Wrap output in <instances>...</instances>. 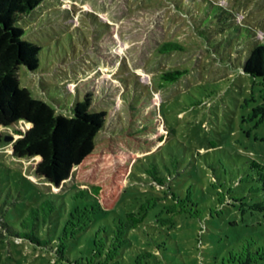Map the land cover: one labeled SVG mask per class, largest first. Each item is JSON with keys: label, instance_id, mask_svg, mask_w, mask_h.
Listing matches in <instances>:
<instances>
[{"label": "rangeland", "instance_id": "374dc122", "mask_svg": "<svg viewBox=\"0 0 264 264\" xmlns=\"http://www.w3.org/2000/svg\"><path fill=\"white\" fill-rule=\"evenodd\" d=\"M19 24L40 47L35 71L19 66L20 85L65 112L89 95V110L106 111L96 141L123 135L140 100L160 113L167 141L155 159L138 161L118 209L134 196L162 194L139 170L149 159L171 174L174 190L199 202L198 217L162 213L170 227L149 215L105 264H244L251 249L264 250V188L250 166L253 159L264 163V80L241 67L264 41V0H46ZM175 69L186 73L162 78ZM27 127H0L13 136L0 144L6 192L17 203L62 192L70 209L75 201L63 190L72 179L56 187L35 174L38 158L12 155L16 131ZM96 229L77 237L68 263L4 236L0 219V264H94Z\"/></svg>", "mask_w": 264, "mask_h": 264}, {"label": "trees", "instance_id": "16d2710c", "mask_svg": "<svg viewBox=\"0 0 264 264\" xmlns=\"http://www.w3.org/2000/svg\"><path fill=\"white\" fill-rule=\"evenodd\" d=\"M45 1L0 0V127L20 121L28 125L16 131L19 137L12 143V155L20 159L38 158L35 174L56 187L72 179L63 191L75 203L66 210L62 192H49L38 200L17 203L19 199L10 198L0 178V219L4 236L27 241L52 252L55 261L68 263L72 262L70 247L77 237L87 228H97L93 263L105 264L119 257V250L130 243V232L141 228L149 215L170 227L173 221L162 213L198 217L199 202L190 191L185 197L174 190L171 174H164L157 162L149 159L151 165L141 163L143 169L138 166L139 170L162 187V194L147 192L134 196L137 200L131 201L132 205L118 209L126 190L125 181L136 176L133 170L138 161L151 156L155 159L156 151L168 138L162 132L160 113L147 100L133 106L123 135L96 141L104 127L106 111L89 110V95L75 101L65 112L60 105L55 107L20 85L19 66L35 71L40 47L24 37L25 28L19 23ZM163 45L175 48L177 43ZM241 67L252 77L264 80V41H257L250 48ZM184 73L185 70L175 69L162 78L175 81ZM4 136L0 130V144ZM250 166L264 188V163L253 159ZM157 206L159 209L153 211ZM245 256L244 264L264 261V250L251 249Z\"/></svg>", "mask_w": 264, "mask_h": 264}, {"label": "water", "instance_id": "95a60500", "mask_svg": "<svg viewBox=\"0 0 264 264\" xmlns=\"http://www.w3.org/2000/svg\"><path fill=\"white\" fill-rule=\"evenodd\" d=\"M13 139V136L12 135H5L4 136V141H8V140H12Z\"/></svg>", "mask_w": 264, "mask_h": 264}]
</instances>
